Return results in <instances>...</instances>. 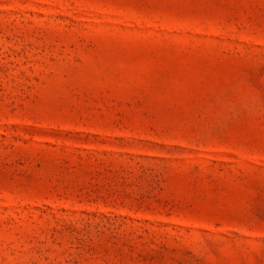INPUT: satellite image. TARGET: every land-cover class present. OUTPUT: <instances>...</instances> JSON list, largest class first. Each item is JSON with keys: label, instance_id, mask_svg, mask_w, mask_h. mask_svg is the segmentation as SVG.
Listing matches in <instances>:
<instances>
[{"label": "rangeland", "instance_id": "obj_1", "mask_svg": "<svg viewBox=\"0 0 264 264\" xmlns=\"http://www.w3.org/2000/svg\"><path fill=\"white\" fill-rule=\"evenodd\" d=\"M0 264H264V0H0Z\"/></svg>", "mask_w": 264, "mask_h": 264}]
</instances>
